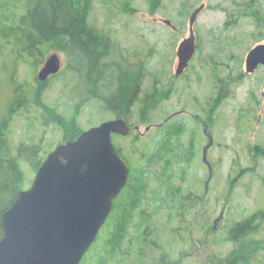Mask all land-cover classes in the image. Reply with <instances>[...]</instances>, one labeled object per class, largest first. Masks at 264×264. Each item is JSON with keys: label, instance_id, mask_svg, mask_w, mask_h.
<instances>
[{"label": "rangeland", "instance_id": "1", "mask_svg": "<svg viewBox=\"0 0 264 264\" xmlns=\"http://www.w3.org/2000/svg\"><path fill=\"white\" fill-rule=\"evenodd\" d=\"M87 1V25L107 41L103 64L136 66L141 71L128 121L131 127L139 126V133L113 139L134 166L132 177L144 165L130 156L132 139L142 138L141 150L149 159L166 127L183 125L180 145L165 158L163 175L166 181L172 177L178 191L173 187L174 194L166 184L160 195L148 196L150 202L135 216L139 232L134 225L128 230L132 246L124 245L127 256L120 253L113 263L162 264L164 256V264H225L240 252L244 264H264V66L252 74L245 72L247 53L264 44V0H252L251 9H260L259 27L250 14L225 27L228 14L243 12L251 0ZM34 2L0 0V125L7 123L11 147L4 159L14 158L21 143H41L46 158L66 142L57 125L43 124L47 110L74 121L80 132L114 119L104 101L95 98L98 94L85 76L87 64L73 60L53 41L35 46L36 53L24 49L33 45L28 42L34 38L32 22L21 32L18 27L25 25ZM200 4L204 9L193 26L196 53L176 78L177 47L189 36V16ZM159 19L170 20L177 30L165 28ZM52 54L60 59V72L40 83L37 75ZM217 78L236 81L219 105L214 103ZM180 111L184 113L177 114ZM167 118L168 126L160 132L152 128L146 135L148 126ZM19 168L20 190H26L35 170L22 162ZM151 186L159 187L155 181ZM188 195L197 203L185 200ZM180 204L193 208L191 214L180 213ZM257 215L263 218L252 221L251 233H236L233 240L234 225ZM111 230L107 221L80 264H98L106 256ZM143 230L155 235L154 246L143 244Z\"/></svg>", "mask_w": 264, "mask_h": 264}, {"label": "water", "instance_id": "2", "mask_svg": "<svg viewBox=\"0 0 264 264\" xmlns=\"http://www.w3.org/2000/svg\"><path fill=\"white\" fill-rule=\"evenodd\" d=\"M203 9L200 4L190 14L189 36L177 47V77L195 53L193 26ZM159 22L176 31L170 20ZM259 66H264V44L247 53L245 72L252 74ZM60 68L59 57L50 55L37 75L38 81L46 82ZM132 130L139 131V127L130 128L124 118L104 121L47 154L30 187L20 190L1 216L0 264L81 263L130 173L112 136L127 137Z\"/></svg>", "mask_w": 264, "mask_h": 264}, {"label": "trees", "instance_id": "3", "mask_svg": "<svg viewBox=\"0 0 264 264\" xmlns=\"http://www.w3.org/2000/svg\"><path fill=\"white\" fill-rule=\"evenodd\" d=\"M246 6V7H245ZM242 11L232 12L228 14L225 27L231 26L236 19H239L243 14H250L256 22L257 27L261 19L260 9H251L252 0L245 4ZM187 10V9H185ZM249 10V11H248ZM89 11V3L87 0H35L34 5L28 9L25 15V25L21 27V31L26 26V23L32 22L33 39L28 42L33 43L32 46L24 47L29 54L36 53L35 44L42 45L51 41L55 42L57 46H61L63 50H67L68 55L73 60H79L87 64L85 68V76L92 85V91L97 93L95 98L99 101H104L107 110L114 118L124 117L126 121L131 119V107L136 99V95L142 81L141 71L136 69V66L120 67L119 65L107 66L103 64L105 49L107 48V41L101 39V34L87 25V14ZM248 12V13H245ZM24 23V22H23ZM20 31V28H18ZM10 31V30H9ZM38 48V47H37ZM36 50V52H35ZM236 81L229 79L217 78L216 89L217 97L215 104L219 103L228 97L231 92L229 86H233ZM108 93V97L103 96ZM210 111L208 112V114ZM43 124L57 125L63 132V138L67 141L75 140L82 132L78 131L74 121L64 120L62 117L56 115L53 111L47 110L44 112ZM168 126V121L163 122L159 128L154 129L160 132L163 127ZM177 127L167 128L160 136L159 142L152 153H142L140 141L142 138H133L131 147L133 149L132 158H139L144 162L139 173L132 177L134 166L130 164V160H126L122 154V147L117 146L118 154L124 158L130 166V175L126 186L120 192L118 197L113 201L112 211L107 221L112 223L111 237L105 246L106 256L98 264H114L115 258L121 253L125 252L123 248L125 244L132 246L129 239V231L133 229L139 232L140 224L135 223V216L140 212L141 208H145L146 204L150 202L149 195L157 197L160 195L159 191L166 184L171 187L172 191L178 187L174 186L172 177L167 181L164 180L165 158L173 155L176 148L180 145V136L183 131V125L177 124ZM7 123L0 125V222L2 214L10 207L13 201L17 198L20 192L21 182H23V175L19 168V162L27 164L34 169L41 165L45 157L42 156L41 143H21L16 147V155L12 159H4L9 157L10 145L7 131ZM70 131V133H69ZM148 133H146L147 135ZM115 137L119 136H114ZM41 154V156H40ZM3 156V157H2ZM264 156V153L263 155ZM161 166H160V165ZM163 164V165H162ZM170 167V166H168ZM162 176V178H161ZM152 181L159 186L154 189L151 186ZM175 187V188H173ZM176 191V194H177ZM175 194V191H174ZM125 195V196H124ZM122 198L124 200L122 201ZM185 200L197 203L194 195H188ZM180 213L183 215H190L193 208L180 204ZM142 213V212H141ZM181 215V214H180ZM257 217L245 219L234 225L231 236L235 240L236 233L240 236L251 233V223ZM259 218H263L260 216ZM258 218V219H259ZM145 227L143 229H147ZM178 229V228H177ZM179 230H177L178 232ZM150 234L147 230L142 231L143 244L154 246L156 243L155 235ZM128 235V237H127ZM2 237V230L0 226V239ZM127 256V253H124ZM162 264L165 263V257L160 259ZM225 264H244V255L240 252H235L231 258L224 261ZM120 264V263H116ZM216 264H221L216 263Z\"/></svg>", "mask_w": 264, "mask_h": 264}, {"label": "flooded vegetation", "instance_id": "4", "mask_svg": "<svg viewBox=\"0 0 264 264\" xmlns=\"http://www.w3.org/2000/svg\"><path fill=\"white\" fill-rule=\"evenodd\" d=\"M18 28H20V32H21V27H18ZM176 30H177V28H176ZM35 46L38 47L39 45L36 43ZM195 53H196V51H195ZM138 70H139V69H138ZM182 74H183V73H182ZM182 74H181V75H182ZM181 75H180V76H181ZM180 76L177 77V76L175 75L176 78H179ZM138 90H139V89H138ZM215 100H216V98H215ZM215 100H214V103H215ZM212 106H213V105H212ZM212 106H211V108H212ZM213 107H214V106H213ZM130 110H131V109H130ZM181 113H184V111H180V112L177 113V114H181ZM193 118H195V117H193ZM169 119H170V118H167V119L164 120L163 122H167ZM160 124H163V123L161 122ZM160 124H159V125H156V126H148V127L150 128V130H151L152 128H155V129H156V128H159V127H160ZM127 125L130 126L128 121H127ZM136 126L139 127L138 125H136ZM134 127H135V126H134ZM134 127H131V126H130V128H134ZM133 132H138V131L132 130V131L130 132V135H131ZM144 132L147 133V132H149V130H148V131H144ZM138 133H139V132H138ZM128 165H129V164H128Z\"/></svg>", "mask_w": 264, "mask_h": 264}]
</instances>
